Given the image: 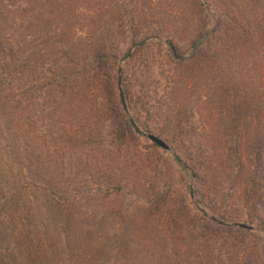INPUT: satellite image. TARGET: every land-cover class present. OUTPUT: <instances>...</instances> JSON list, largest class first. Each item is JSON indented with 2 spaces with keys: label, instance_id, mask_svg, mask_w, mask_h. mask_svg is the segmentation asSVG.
I'll return each mask as SVG.
<instances>
[{
  "label": "rangeland",
  "instance_id": "obj_1",
  "mask_svg": "<svg viewBox=\"0 0 264 264\" xmlns=\"http://www.w3.org/2000/svg\"><path fill=\"white\" fill-rule=\"evenodd\" d=\"M150 1L87 0L69 4L77 11L82 8L98 12L105 40L120 39L118 85L124 92V119L140 132L133 128L137 138L124 142L117 140V128L112 123L83 133L79 130L80 138L75 141L67 125V103L60 97L55 109L48 106V95L60 94L52 86L45 87L46 80L40 73L42 59L38 57L40 65L35 62V71L30 69L29 49L44 50L52 45L49 36H55L57 27L33 21L39 16L38 11L54 1L0 0L7 6L21 5V31L25 28L19 39L29 41L23 54L24 77L18 63L0 70L3 76L8 74L2 88L14 89L4 94L0 89V148L7 152L5 145L11 137L23 138L24 144L22 139L19 145L20 163L23 161L26 166L28 159L33 164L25 175L40 184L43 190L38 194L52 193L57 202L67 201L66 208L55 205L54 214L57 252L65 263L56 255L52 264H184L197 260L199 226L193 231L192 250L184 253L182 244L191 230L182 207L189 181L175 147L183 145L197 156L200 151L207 155L212 148L221 162L224 158L220 145L225 143L226 153L235 145L230 134L240 112L244 114L250 90L246 80L229 79V66L237 56L228 48V41L225 44V29L234 17L246 27L253 28L256 20L260 23L258 15L264 10V0H154L153 8L148 9L146 4ZM16 13L20 14V10ZM220 28L222 34L218 31L214 35ZM5 34L11 37L13 29L8 28ZM14 35L18 36L16 32ZM168 43L176 46L178 59L172 57ZM134 44L139 45L133 47ZM112 49L115 50V42ZM127 52L128 57L122 60ZM195 54L199 57L195 58ZM65 57L71 59L67 50L63 51L62 58ZM179 60L184 62L178 64ZM15 74L20 79H13ZM181 80L197 83L196 87L191 86L188 102H183V98L176 102L174 92ZM73 81L71 84L84 82ZM48 88L52 91L47 92ZM235 92L240 94L238 101L232 100ZM64 94L70 99L69 93ZM109 94L106 90L96 93L99 98H108ZM204 98L206 102L202 103ZM178 103L182 106L176 107ZM263 123L264 117L259 118L258 126ZM148 134L163 140L168 149L154 145ZM24 145L29 150L25 154ZM112 184H117V188L108 190ZM155 200L159 204L152 210ZM188 210L196 213L195 203ZM152 212L163 215L158 218ZM68 213L75 216L69 219L72 235L61 242L59 232L66 230L61 225L68 221L63 215L68 218ZM241 220L232 222L233 226L252 228ZM92 256L95 260H91Z\"/></svg>",
  "mask_w": 264,
  "mask_h": 264
},
{
  "label": "trees",
  "instance_id": "obj_2",
  "mask_svg": "<svg viewBox=\"0 0 264 264\" xmlns=\"http://www.w3.org/2000/svg\"><path fill=\"white\" fill-rule=\"evenodd\" d=\"M52 1L54 2L43 11L37 12L39 16L36 15L37 19L33 21L35 24L38 21L57 27L55 36H49L52 45L48 44L44 50H38L36 47L29 49L32 55V58L29 57L30 69L35 71V62L40 65L38 57L42 59L40 73L42 79L46 80L45 87L52 86L51 88L60 94L57 97L48 95V106L55 109V102L60 97L67 103V125L75 141L80 138L79 130L83 133L98 126L112 124L117 128V140L125 142L135 138L130 121L124 119L121 88L118 85L120 39L105 40L101 35L105 30L101 29L103 23L98 12L82 8L77 11L69 5L70 2L81 1L82 4L87 0ZM154 4L155 1L151 0L146 5L151 9ZM199 8L201 9V5ZM17 9L20 14L16 13ZM62 10L67 12L64 14ZM22 12L21 5L14 7L0 4V39H4L3 42L0 41V70L3 72L10 63H18L22 67L20 71L24 77L26 65L23 64V59L26 58H23V54L29 41L24 37L19 39L25 28L21 31L24 21ZM59 17L64 18V21L59 20ZM232 19L231 23H228L230 27L225 29V44L228 41V48H231L232 54L237 57L229 66L228 76L229 79L241 80L240 82L246 80L250 90L249 103L243 116L240 112V116L235 120L233 133L230 134L235 145L230 146L227 153L224 150L225 143L220 145V155L224 158L221 162L212 148L210 152H206L207 155L200 151L197 156L192 155L187 147L183 148V145L175 147L179 149L175 150L183 163L182 171L189 181L182 207L188 215L187 225L191 226V230L186 233L189 238L183 239L184 253L192 250L195 238L193 231L198 226L200 233L196 235V239L201 241L196 249L197 260L184 264H264V123L258 126V119L264 117V10L258 15L260 23L256 20L253 28L242 25L236 17ZM8 28L13 29L11 37L4 35ZM218 31L222 34V28L215 30L213 34L216 35ZM14 32L18 36L14 35ZM114 42L115 50L112 49ZM171 46L179 57L176 46ZM64 50L70 52V60L67 57L62 58ZM195 56L199 57L196 54ZM183 62L179 60L177 63ZM222 62L221 60L219 64ZM67 63L70 64L69 67L66 66ZM7 76L8 74L3 76L0 73L2 94L14 90L2 88V82ZM16 76L17 74L13 79H20ZM49 79L52 81L47 82ZM73 80H84V84H73ZM193 81L181 80L176 92L173 91L177 96L176 102L181 98L183 102L189 101L191 86H197ZM51 88L46 89L47 92H51ZM103 90L110 91L108 98H99L96 95L98 92H104ZM63 92L69 93L70 99L65 97ZM122 93L124 97V92ZM232 98L233 101H238L240 94L235 92ZM201 101L206 102V98ZM180 106L182 104L178 103L176 107ZM10 107L13 108L12 103ZM177 121L181 126V118ZM244 123L245 126L242 125ZM181 130L182 134L183 129ZM22 139L18 136L11 137L10 142L5 145L7 152L5 148H0V264H52V261L56 262V255L60 256L55 242L57 236L54 234L58 228L54 223L55 205L66 208L68 204L66 200L57 202L52 193L38 194L39 190H43L40 184L25 175L26 171H31L33 164L28 159L26 166L23 161L20 163L19 145ZM3 140L6 138L3 137ZM23 148L24 154L28 153L25 145ZM115 185L117 184H112L108 190L117 188ZM108 190L106 188V191ZM192 203H195L197 212L191 214L188 207ZM157 204L159 201L155 200L150 209H156ZM68 214V218L63 215L68 221L61 225L66 228L59 232L61 242L66 241L68 235H72L69 219L75 216ZM152 215L160 218L163 214L152 212ZM241 218L244 224L252 228L233 226L232 222H239ZM60 257L65 263L64 258ZM91 260H95V257L92 256Z\"/></svg>",
  "mask_w": 264,
  "mask_h": 264
},
{
  "label": "water",
  "instance_id": "obj_3",
  "mask_svg": "<svg viewBox=\"0 0 264 264\" xmlns=\"http://www.w3.org/2000/svg\"><path fill=\"white\" fill-rule=\"evenodd\" d=\"M200 1H201L202 3H204L203 0H200ZM210 33H211V31H209L208 34L204 37V40H206L207 36H208ZM137 45H139V44H134L133 47H135V46H137ZM167 46H168L169 49L171 50L172 57H173L174 59H178V58L176 57L174 51H173V48H172L171 44L168 43ZM128 55H129V52H127V54H125V55L123 56L122 60H124L125 58H127ZM119 80H120V78H119ZM120 96H121V100H122V105L124 106V99H123V94H122V92H120ZM124 108H125V107H124ZM132 126H133L134 130L140 134L139 130H138L134 125H132ZM147 138H148L151 142H153L155 145H157L158 147H160V148H162V149H164V150H167V149H168V147H167V145L164 143V141L161 140V139H159V138H157L156 136H154V135H152V134H148V135H147ZM236 225H237L238 227H241V228H244V227H245L243 224H236Z\"/></svg>",
  "mask_w": 264,
  "mask_h": 264
}]
</instances>
